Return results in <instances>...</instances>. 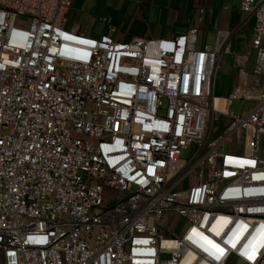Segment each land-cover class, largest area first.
<instances>
[{
  "label": "built area",
  "instance_id": "obj_1",
  "mask_svg": "<svg viewBox=\"0 0 264 264\" xmlns=\"http://www.w3.org/2000/svg\"><path fill=\"white\" fill-rule=\"evenodd\" d=\"M74 1L0 0V264H264V0H241L256 62L227 96L198 28L92 38Z\"/></svg>",
  "mask_w": 264,
  "mask_h": 264
},
{
  "label": "crops",
  "instance_id": "obj_2",
  "mask_svg": "<svg viewBox=\"0 0 264 264\" xmlns=\"http://www.w3.org/2000/svg\"><path fill=\"white\" fill-rule=\"evenodd\" d=\"M252 19L255 17L242 12L241 0H75L65 25L92 38H100L113 27L112 36L120 42L134 37L150 40L179 36L196 27L198 48L229 49L219 65L228 61L234 64L238 81L232 91L242 71L252 72L255 67Z\"/></svg>",
  "mask_w": 264,
  "mask_h": 264
},
{
  "label": "rangeland",
  "instance_id": "obj_3",
  "mask_svg": "<svg viewBox=\"0 0 264 264\" xmlns=\"http://www.w3.org/2000/svg\"><path fill=\"white\" fill-rule=\"evenodd\" d=\"M255 22V19H252L251 24ZM18 26L26 27L27 23H18ZM244 35V34H243ZM234 64L232 66L231 62L220 63L214 84V94L215 96H227L230 91L231 87L235 85L238 81V76L235 74ZM255 105L254 100L248 99H239L233 101L227 109L233 114H242L245 112L250 111ZM224 104L217 102V108H223ZM229 120L227 118H222L218 123H216L213 127L212 136H217L228 124ZM232 143H228L222 149V152H231L232 150ZM200 146L193 144L189 149H186L182 152L181 158L185 161H191L194 159L196 154L198 153ZM259 154L262 158H264V134L260 138V145H259ZM193 177V176H192ZM190 180L187 178L186 182L181 186V189H186L191 185ZM193 181V180H191ZM164 227H171L174 228V232L177 235H181L187 226L186 219H179L172 214H167L164 217ZM165 258H168L165 256ZM228 264H243L237 259L233 258L229 261Z\"/></svg>",
  "mask_w": 264,
  "mask_h": 264
},
{
  "label": "snow or ice",
  "instance_id": "obj_4",
  "mask_svg": "<svg viewBox=\"0 0 264 264\" xmlns=\"http://www.w3.org/2000/svg\"><path fill=\"white\" fill-rule=\"evenodd\" d=\"M82 43H89V42H87V41H82Z\"/></svg>",
  "mask_w": 264,
  "mask_h": 264
},
{
  "label": "bare ground",
  "instance_id": "obj_5",
  "mask_svg": "<svg viewBox=\"0 0 264 264\" xmlns=\"http://www.w3.org/2000/svg\"><path fill=\"white\" fill-rule=\"evenodd\" d=\"M217 102H219V101H217Z\"/></svg>",
  "mask_w": 264,
  "mask_h": 264
}]
</instances>
